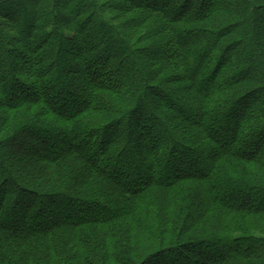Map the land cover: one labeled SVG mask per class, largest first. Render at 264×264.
Wrapping results in <instances>:
<instances>
[{
  "label": "trees",
  "instance_id": "trees-1",
  "mask_svg": "<svg viewBox=\"0 0 264 264\" xmlns=\"http://www.w3.org/2000/svg\"><path fill=\"white\" fill-rule=\"evenodd\" d=\"M0 264H264V0H0Z\"/></svg>",
  "mask_w": 264,
  "mask_h": 264
}]
</instances>
